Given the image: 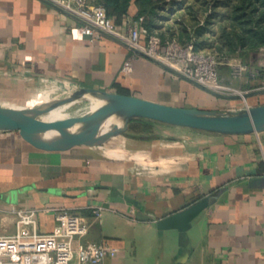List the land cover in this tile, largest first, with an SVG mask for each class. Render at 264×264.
<instances>
[{
	"label": "crops",
	"instance_id": "0c3cea01",
	"mask_svg": "<svg viewBox=\"0 0 264 264\" xmlns=\"http://www.w3.org/2000/svg\"><path fill=\"white\" fill-rule=\"evenodd\" d=\"M137 13L133 4L119 24ZM79 23L43 0H0L1 107L37 109L85 88L222 112L264 104V94L217 97L117 40L81 37L73 31ZM149 35L143 24L142 39ZM132 56L134 71L125 75ZM209 199L186 227L159 228ZM22 207L39 210L45 234L58 225L57 210L90 218L83 241L119 249L104 264H264V132L228 135L142 118L101 145L64 146L0 130L1 233L16 232L13 211Z\"/></svg>",
	"mask_w": 264,
	"mask_h": 264
},
{
	"label": "built area",
	"instance_id": "2783aa9c",
	"mask_svg": "<svg viewBox=\"0 0 264 264\" xmlns=\"http://www.w3.org/2000/svg\"><path fill=\"white\" fill-rule=\"evenodd\" d=\"M46 1L81 23L73 29L81 37L117 39L130 49L144 53L218 92L229 94L233 89L223 82L222 65L230 66L231 74L237 80H243V75L247 74L249 79L246 83L253 88L250 91L264 89V46L255 52L257 64L254 60H247L249 55L222 61L217 53L197 51L192 42L182 44L176 39L164 40L157 34H150L144 41V17L125 26L117 24L96 0ZM134 60V56L126 60L123 74L133 73ZM250 91H239L238 94ZM103 212L104 208H94L93 215L101 218ZM13 213L17 230L13 234L0 232V264H104L106 259L119 254V249L109 244L83 241L90 231L91 219L81 212L57 210L58 225L47 234L38 229L37 208H17Z\"/></svg>",
	"mask_w": 264,
	"mask_h": 264
},
{
	"label": "water",
	"instance_id": "95a60500",
	"mask_svg": "<svg viewBox=\"0 0 264 264\" xmlns=\"http://www.w3.org/2000/svg\"><path fill=\"white\" fill-rule=\"evenodd\" d=\"M43 1L58 8L56 5L46 0ZM117 41L120 42L119 40ZM132 50L165 67L172 73L200 86L217 97L247 99L254 95L264 94V89L245 92L242 95L218 92L196 82L144 53L135 49ZM92 97L104 101L106 105L99 111L89 113L92 122L85 128L72 129L62 123L53 122L46 116L47 113H51L58 107ZM117 114H125L126 120L122 124L117 121L113 122L111 129L104 136L99 137L98 130L100 123L116 119ZM142 118L228 135L264 132V104L247 107L238 111L222 112L167 105L135 95L85 88L67 98L52 101L37 109L20 110L0 106V130H20L50 138L64 146L101 145L124 130L130 121ZM211 202V199L203 200L182 211L176 212L161 220L159 222V228L161 230L184 228L205 210Z\"/></svg>",
	"mask_w": 264,
	"mask_h": 264
},
{
	"label": "trees",
	"instance_id": "16d2710c",
	"mask_svg": "<svg viewBox=\"0 0 264 264\" xmlns=\"http://www.w3.org/2000/svg\"><path fill=\"white\" fill-rule=\"evenodd\" d=\"M200 1L203 5H198ZM96 3L103 5L117 24L129 16L135 4L138 13L133 21L144 17L143 24L150 34L164 40L176 39L182 44L192 42L197 51L212 52L202 42L207 31L218 34L224 43L221 48H227L224 50L230 55L247 57L264 46V0H96ZM215 19L220 32L211 28ZM119 92L129 94L123 88Z\"/></svg>",
	"mask_w": 264,
	"mask_h": 264
},
{
	"label": "rangeland",
	"instance_id": "374dc122",
	"mask_svg": "<svg viewBox=\"0 0 264 264\" xmlns=\"http://www.w3.org/2000/svg\"><path fill=\"white\" fill-rule=\"evenodd\" d=\"M198 5H203V1H200ZM206 9H207V6L203 7V10H206ZM216 20L217 19L213 21L216 23L212 24L211 28L215 30L216 32H220V27L217 24ZM176 28H178V26H176ZM217 35H213L211 31L209 32L207 31L206 33H204V37H203L204 39L202 40V42L203 43L205 42L204 45H205L206 50L217 53L220 60L222 61L242 57L240 56V54L230 55L226 52V50H224L227 48H221V47H224V43L221 40H219V37ZM255 52L256 51H253L252 53H250L249 56L247 57V60H254V61L257 60L258 57ZM255 64H257V61H255ZM220 71L222 72L221 76L223 77V82L226 83L231 88H233L229 94H238L239 91H250L251 89H253L251 88L250 84L246 83L249 79L247 74L243 75V80H240V79L237 80L233 78L231 74L232 71H231L230 66L222 65L220 67ZM229 76L232 77L233 81L236 80L237 82L235 83V81L234 82L232 81V83L229 84L228 82ZM105 105L106 103L104 101L94 98V97L89 98V99H81V101L76 104L72 103L66 106L58 107L51 113H47L46 116L51 121L62 123L69 128L81 129V128H85L92 122V118L89 116V113L99 111ZM124 118H126V115L122 114L121 120H123ZM108 124H109L108 121H104L100 123L99 130L101 129L102 126L103 128L107 127Z\"/></svg>",
	"mask_w": 264,
	"mask_h": 264
},
{
	"label": "bare ground",
	"instance_id": "6f19581e",
	"mask_svg": "<svg viewBox=\"0 0 264 264\" xmlns=\"http://www.w3.org/2000/svg\"><path fill=\"white\" fill-rule=\"evenodd\" d=\"M121 116H122V114H117L116 119H111V120L108 121L109 124H108L107 127L103 128V126H102L101 129L98 130L99 137L104 136L111 129V127L113 125V122L117 121V122H119L121 124Z\"/></svg>",
	"mask_w": 264,
	"mask_h": 264
}]
</instances>
